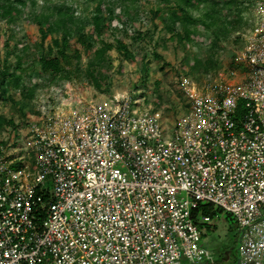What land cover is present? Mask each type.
Returning a JSON list of instances; mask_svg holds the SVG:
<instances>
[{
  "label": "built area",
  "instance_id": "obj_1",
  "mask_svg": "<svg viewBox=\"0 0 264 264\" xmlns=\"http://www.w3.org/2000/svg\"><path fill=\"white\" fill-rule=\"evenodd\" d=\"M243 57L241 83L181 81L171 128L124 94L0 142V264L201 263L209 206L244 229L239 264H264V0Z\"/></svg>",
  "mask_w": 264,
  "mask_h": 264
},
{
  "label": "rangeland",
  "instance_id": "obj_2",
  "mask_svg": "<svg viewBox=\"0 0 264 264\" xmlns=\"http://www.w3.org/2000/svg\"><path fill=\"white\" fill-rule=\"evenodd\" d=\"M50 1L52 6L59 3L58 0ZM105 1L106 4L118 2ZM170 1L138 0L132 5L129 17H125L126 27L116 20L104 30L101 40L112 45L113 49L107 54L108 62L103 64V71H106L105 75L109 78L101 90L95 88L87 76L90 63L94 60V52L88 53L81 47H79L81 62L75 64L76 60L73 58L69 65L65 63L64 72L60 77L52 79L41 70L39 63L41 35L37 27L26 19L33 10L31 6L24 10L15 24L0 21V74L6 67L13 70L17 58L21 57L23 59L21 85L35 91L32 99L26 101L21 93L22 87L19 89L14 85L6 87V97H13V101L0 100V115L14 121L16 128L11 126L0 130V142L17 143L26 135L29 123L36 120L43 111L51 113L90 102H107L114 96L124 94L133 95L144 102L145 106L162 110L166 124L171 128L187 112L186 98L179 87L184 79H189L199 86L207 84L224 86L226 83L243 82L248 72L243 57L245 39L254 20L256 4L263 0H221V8L210 21H205L207 10L205 5L189 8V13L197 21L189 28L192 33L190 40H185L182 44H176L170 39L162 20L170 12ZM64 2L73 5L76 16L83 17L86 35H93L90 19L96 2L94 0ZM118 7L120 5L117 6L116 13H119ZM35 9L38 13L49 12V9L44 8L43 0H37ZM157 9L161 10L160 15L155 14ZM236 13L239 16L237 22L228 23ZM139 33L142 36L139 37ZM58 36L59 34L55 33L53 37ZM51 38L52 36L46 41L45 47ZM76 39L77 32H74L71 42L73 45ZM118 40L128 46L130 55L123 54L117 49ZM214 43H217L216 47ZM101 46L102 43L98 42L96 49ZM209 54H214L217 61L215 71L206 73L199 69L193 73L190 65L194 58L201 59ZM212 218L211 230L207 227L206 234L200 242L203 248L211 252L212 259L201 263L184 264H223L218 252L222 246L235 248V257L226 264H237L236 259H240L237 239L241 229L236 218L224 211L218 212Z\"/></svg>",
  "mask_w": 264,
  "mask_h": 264
},
{
  "label": "trees",
  "instance_id": "obj_3",
  "mask_svg": "<svg viewBox=\"0 0 264 264\" xmlns=\"http://www.w3.org/2000/svg\"><path fill=\"white\" fill-rule=\"evenodd\" d=\"M43 1L44 8L49 9V12H36L37 0H0V21L5 20L10 24H15L24 13V10L31 6L33 10L26 16V19L37 27L41 35L39 59L41 70L45 74L50 75L52 79L60 77L64 72L63 65L65 63L69 65L73 58L76 60L75 64L81 62L82 55L79 51V47H81L88 53L94 52V60L90 63L87 76L95 88L101 90L107 84L109 78L108 75H105L106 71H103V64L108 62L107 54L113 49L112 45L103 43L101 40L102 33L116 20H119V23L123 27H126L125 17H129L132 5L138 0H118L119 3L110 2L109 4H106L105 0H94L96 7L90 19L94 34L91 36L86 35L83 17L75 15L73 5L64 2L65 0H58L59 3L54 6L50 4V0ZM221 4V0H171L169 2V6H171L170 12L162 18L165 23V29L170 34V39L176 44H182L185 40H190L192 33L189 28L197 20L189 13V8L205 5L207 7L205 21H210L221 8ZM119 5V13H116V10H118L117 6ZM105 11L107 12V16H105ZM160 13L161 10L157 9L155 14L160 15ZM238 18V13H236L228 23L233 22L235 24ZM74 32H77L75 45L71 43ZM55 33H58L59 36L53 37ZM50 36H52L50 43L45 47V43ZM138 36L140 37L142 34L139 33ZM98 42H101L102 46L96 49ZM214 46L216 47L217 43H214ZM117 49L123 54L130 55L128 46L121 40L117 41ZM70 51H73V53ZM157 58L160 57L157 56ZM216 65L217 61L214 54H209L201 59L198 57L194 58L190 68L193 73H196L199 69H202L206 73H213ZM22 74L23 59L18 57L17 64L13 70L10 67H6L4 72L0 74V100L10 99L13 101V97H6V87L11 85H14L17 89L23 88L21 93L26 101L32 99L35 91L21 85ZM243 113V102H239L237 117H240ZM11 126L16 128L14 121L7 120L4 116L0 115V130ZM218 212L223 211L220 209L215 211L211 206L204 208V214L211 217L215 216ZM208 230H211L210 226Z\"/></svg>",
  "mask_w": 264,
  "mask_h": 264
},
{
  "label": "flooded vegetation",
  "instance_id": "obj_4",
  "mask_svg": "<svg viewBox=\"0 0 264 264\" xmlns=\"http://www.w3.org/2000/svg\"><path fill=\"white\" fill-rule=\"evenodd\" d=\"M237 244H238V239H237ZM237 247H238V245H237ZM218 252L220 254V256H219L220 261H222L223 264H226L230 259H233L235 257V248H231L229 246H222ZM237 261H238V258L236 259V262Z\"/></svg>",
  "mask_w": 264,
  "mask_h": 264
},
{
  "label": "water",
  "instance_id": "obj_5",
  "mask_svg": "<svg viewBox=\"0 0 264 264\" xmlns=\"http://www.w3.org/2000/svg\"><path fill=\"white\" fill-rule=\"evenodd\" d=\"M243 234H244V229L240 230V235H239V238H238V247H237L238 251L240 250V247H241V244H242ZM237 264H239V260H238Z\"/></svg>",
  "mask_w": 264,
  "mask_h": 264
}]
</instances>
